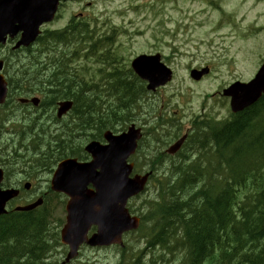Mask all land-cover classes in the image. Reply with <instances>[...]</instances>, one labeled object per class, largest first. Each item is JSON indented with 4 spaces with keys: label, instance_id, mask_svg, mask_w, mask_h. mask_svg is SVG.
<instances>
[{
    "label": "trees",
    "instance_id": "obj_1",
    "mask_svg": "<svg viewBox=\"0 0 264 264\" xmlns=\"http://www.w3.org/2000/svg\"><path fill=\"white\" fill-rule=\"evenodd\" d=\"M81 20L72 21L61 31H44L37 40L40 49L45 51L59 37L62 42L78 44L74 54L86 51L87 57L95 56L100 41L91 42V36L85 38L91 32L90 24ZM84 42L89 45L80 47ZM22 50L31 52L29 66L22 65L17 70L6 66L5 69L12 85L11 99L31 90L28 86H18L20 81H35L39 73L42 81L44 68L50 64V57L44 59L33 47ZM22 50H10L9 55ZM67 64L61 58L59 70L50 69L47 82L61 80L70 82L69 85L61 82L59 89L50 90L45 97L52 103L64 98L74 102L71 131L77 129L79 139L84 135V146L90 140H103V133L108 129L114 132L120 126L124 129L135 116L132 107L139 108V99L146 92L139 77L137 82L124 81L133 76L131 70L108 71L102 76L103 69L89 65L71 74L60 69ZM7 118L5 113L0 124ZM164 119L167 118L163 116L159 124L164 128L158 134L161 138L154 130L146 144L147 150H153L150 142L172 140L180 134V127L175 130L168 127L174 121ZM75 138L71 134L66 141H56V144L48 141L46 151L42 152L45 156L38 159V165L44 162L43 165L50 166L66 155L81 154L82 144L79 142L82 150L78 151ZM38 147L35 138L24 151L12 146L8 154L25 162L32 160L29 156ZM146 151H140L144 158L148 156ZM160 155L164 159L168 156L167 161L177 157L179 161L173 162L164 180L157 179L158 196L140 211L142 224L138 232L145 225L152 227L150 245H161L170 254H179L178 264H264V96L225 123L212 119L195 123L194 134L175 157L151 153L149 170L154 173L165 164L166 159ZM47 203L30 211H12L0 216V264H58L52 256L58 246L63 249L59 241L61 220L54 216Z\"/></svg>",
    "mask_w": 264,
    "mask_h": 264
},
{
    "label": "rangeland",
    "instance_id": "obj_2",
    "mask_svg": "<svg viewBox=\"0 0 264 264\" xmlns=\"http://www.w3.org/2000/svg\"><path fill=\"white\" fill-rule=\"evenodd\" d=\"M89 1L92 2L91 5H87ZM137 3L141 5H135ZM157 10L160 13H156ZM259 11L262 13L252 16L247 13L246 8L236 5V0H71L61 9V18L45 29L61 28L73 15L81 12L85 18H91L100 27L107 28L102 37H110L112 42L93 57H87L84 51V65L102 68V76L114 68L127 71L132 59L141 53L159 52L166 57L163 61L174 70L173 80L155 92L146 91L145 100L142 99L134 118L127 124L135 120L147 124V134L141 142L142 148L140 147V151H146V144L154 130L157 132L156 136L161 138L158 134L164 130L159 125L163 116L167 118L164 121L172 120L175 127L183 125L185 128L199 119L225 120L230 117L229 101L221 94L223 88L236 80L249 81L259 69L257 64L264 60V5ZM6 50L0 48V57L4 56ZM17 55H20V60L29 56L19 52L9 57L12 66L17 61ZM99 55L110 56L109 61L114 60L116 63L109 65L106 61L104 64ZM25 61L27 59L23 60ZM205 66L211 67V72L200 81L193 80L191 69ZM48 79L49 75H45L42 82H47ZM6 114L10 118L14 116V120L20 118L16 111ZM33 122L37 130L42 129L47 134H53L56 129V124L52 125L45 118H38ZM5 124L10 125V121ZM122 129L120 126L119 130ZM64 130L67 132L66 128ZM26 135L28 138L31 136L30 133ZM11 137L5 131L0 134V140L4 143H8ZM173 140L150 142L153 150L146 152L149 156L153 152L161 153ZM160 158L165 160L163 155ZM177 161L178 157L156 170L155 179L149 183L148 189L130 201L134 211L158 196L157 179L164 180L170 173L173 162ZM55 165L42 169L29 165L20 167L24 176L35 180L39 177V186L46 189ZM13 167L15 164L10 165V169ZM138 168L143 170L141 164ZM59 198H62L60 202ZM66 201L67 198L63 195H48L47 207L52 208L54 216L60 218L61 223L65 222ZM147 230L149 226L145 225L141 232ZM125 241L127 246L124 256L117 246L88 247L83 248L82 255L70 264H84V261H90L91 264L180 262L179 254H170L166 248L147 249L146 239H142L140 233L126 236Z\"/></svg>",
    "mask_w": 264,
    "mask_h": 264
},
{
    "label": "water",
    "instance_id": "obj_3",
    "mask_svg": "<svg viewBox=\"0 0 264 264\" xmlns=\"http://www.w3.org/2000/svg\"><path fill=\"white\" fill-rule=\"evenodd\" d=\"M59 2L0 0V44L7 42V35L15 37L19 31H23L15 48L28 46L38 36L41 24L53 20ZM3 65L4 61L0 60V104L6 101L8 93L7 81L1 73ZM132 66L142 79L148 81L147 88L152 91L167 84L173 76L171 68L161 61L160 54H142L133 60ZM209 70L208 67L194 69L191 76L200 80ZM263 92L264 66L250 82L237 81L223 91L224 95L232 96L234 112L254 103ZM32 101L37 104L39 99ZM71 107V101L60 102L58 116L61 117ZM141 137V128L134 123L118 134L108 130L104 133L106 143L93 140L86 145L90 160L67 158L58 164L51 180L52 189L70 196L67 223L62 229V241L70 246L67 262L78 254L83 242L90 245L123 244V234L139 227L140 218L130 214L127 203L132 196L145 189L151 175V172L132 175L134 163L129 162V158L136 153ZM185 139L186 136L172 144L168 152H177ZM2 179L3 170L0 168V183ZM17 194L15 189L2 190L0 187V214L6 212V202ZM42 203L43 199L40 198L17 209L27 211ZM92 225H97V231L89 237Z\"/></svg>",
    "mask_w": 264,
    "mask_h": 264
},
{
    "label": "flooded vegetation",
    "instance_id": "obj_4",
    "mask_svg": "<svg viewBox=\"0 0 264 264\" xmlns=\"http://www.w3.org/2000/svg\"><path fill=\"white\" fill-rule=\"evenodd\" d=\"M153 1V0H151ZM239 4L242 5H256V3H250L248 2V0H240L238 2ZM75 46H78V44H74ZM53 57L52 59H50V68L49 66H47L44 69L45 75H51V71H49L50 69H54L55 72H57L58 69V64L61 60V58L65 59L68 64L63 66L62 68H60L62 71L66 72V73H71L73 74V70H75L76 72L80 71L81 69L84 68V52H82L81 54L77 53V57L78 54L81 55L80 58L78 59H73L71 57H67L64 55H58V50L56 48L53 49ZM44 75V76H45ZM61 82L64 83V85H69L70 82L68 81H49V82H37L34 84L35 87H37L36 89H40V88H49V89H59V87H61ZM63 85V86H64ZM58 108V107H57ZM14 110L18 111V113H20L21 115H28L30 116H34V114H37L38 112L45 110L47 113H50L52 111V108L47 109L44 107V105H39L37 107L35 106H31V102H24L22 104H15L14 105ZM52 116H54V114H52ZM68 117H70V115H68ZM67 118V117H65ZM56 124V129L55 132L60 131L61 133L67 134V132L64 130L65 125L62 122H55ZM142 130L146 131L147 126L146 125H139ZM84 128V127H82ZM185 128V127H184ZM192 131V126L185 128L184 133L186 132H191ZM183 133V134H184ZM5 169V179L4 182L2 183V186L4 188H8V187H12V188H18L19 189V194L16 198H14L13 200H11L8 204V207L10 208V206L15 205V202L17 203V201L20 200H30L34 197H39V196H44L46 195V192L44 191V188L38 186L36 184H34V181L30 178V177H20L19 174H17L14 170H10L8 169L7 166H3ZM26 183H28L29 185H31V187L29 186V188L26 186ZM16 206V205H15Z\"/></svg>",
    "mask_w": 264,
    "mask_h": 264
},
{
    "label": "bare ground",
    "instance_id": "obj_5",
    "mask_svg": "<svg viewBox=\"0 0 264 264\" xmlns=\"http://www.w3.org/2000/svg\"><path fill=\"white\" fill-rule=\"evenodd\" d=\"M28 231V230H27ZM175 237V236H174ZM177 239V238H176Z\"/></svg>",
    "mask_w": 264,
    "mask_h": 264
}]
</instances>
